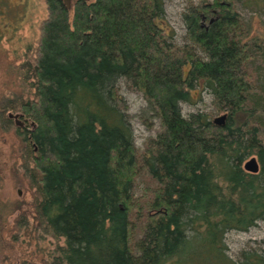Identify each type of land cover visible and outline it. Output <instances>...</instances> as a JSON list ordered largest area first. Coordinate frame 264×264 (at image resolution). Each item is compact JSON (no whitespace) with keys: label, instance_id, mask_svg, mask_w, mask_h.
Masks as SVG:
<instances>
[{"label":"trees","instance_id":"obj_1","mask_svg":"<svg viewBox=\"0 0 264 264\" xmlns=\"http://www.w3.org/2000/svg\"><path fill=\"white\" fill-rule=\"evenodd\" d=\"M235 1L188 2L187 44L178 46L162 27L164 0H43L34 55L21 68L32 100L0 104V128L19 142L32 190L31 232L53 242L43 264H264V241L235 259L226 244L264 223V86ZM9 2L0 0V40L25 11ZM120 80L158 120L142 156ZM201 91L220 123L183 116ZM250 158L255 174L243 169ZM142 172L148 183L135 197ZM28 226L21 212L14 228Z\"/></svg>","mask_w":264,"mask_h":264},{"label":"rangeland","instance_id":"obj_2","mask_svg":"<svg viewBox=\"0 0 264 264\" xmlns=\"http://www.w3.org/2000/svg\"><path fill=\"white\" fill-rule=\"evenodd\" d=\"M197 1L164 0L166 15L162 27L167 33L173 32V42L178 46L187 44L182 18L186 4ZM9 5L10 7L25 5V11L18 30L5 35L0 40V104L8 100L13 102L32 100L31 80L28 76H24L21 68L25 62L33 58L38 26L45 18L43 0H10ZM235 7L248 32L246 43L250 55L253 56L250 65L258 76L260 86H264V57L261 55L264 52V0H236ZM15 16L16 11L12 8V17ZM116 89L133 129L135 147L142 156L145 153L146 141L157 135L158 120L148 110L142 95L130 83L120 80ZM212 101L213 98L208 92L201 91L194 96L191 103L181 105L182 114L188 117L191 114L203 113L213 119H219ZM8 114L17 115L16 118H12L15 126L22 125L18 114ZM18 150L19 142L13 131H3L0 128V264H43L53 242L49 239L44 241L36 239L35 233L31 232L32 190L28 188L27 181L19 168ZM147 183L148 178L145 172H142L134 184L135 197L142 194ZM21 212L25 213L29 226L26 232L17 233L14 222ZM262 241H264V223L261 222L246 233L231 232L226 236L228 253L233 259L240 251L249 247H258Z\"/></svg>","mask_w":264,"mask_h":264},{"label":"water","instance_id":"obj_3","mask_svg":"<svg viewBox=\"0 0 264 264\" xmlns=\"http://www.w3.org/2000/svg\"><path fill=\"white\" fill-rule=\"evenodd\" d=\"M8 118H16L17 115L15 116H12L11 114H8L7 115ZM216 123H220L221 122V118L219 119H216L215 120ZM18 126H21V124H17ZM243 169L248 172V173H251V174H255L258 172V164L257 162L254 160V158H251L249 160H247L244 165H243Z\"/></svg>","mask_w":264,"mask_h":264}]
</instances>
